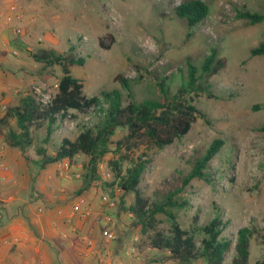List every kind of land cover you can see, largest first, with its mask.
<instances>
[{"label": "rangeland", "instance_id": "rangeland-1", "mask_svg": "<svg viewBox=\"0 0 264 264\" xmlns=\"http://www.w3.org/2000/svg\"><path fill=\"white\" fill-rule=\"evenodd\" d=\"M186 1L57 0L51 6V20L44 24L33 18L28 21L29 11L14 2L0 4V116L23 95L50 100L57 92L61 67L43 68L38 64L33 55L41 49L58 53L71 49L85 57L86 63L74 66L72 75L82 80L86 98L113 90L121 91L126 98V91L115 81L117 75H123L140 103L162 99L157 86L161 79H166L171 98L186 83L187 59L199 66L210 50L217 48L227 66L210 80L213 97L196 98L195 105L203 117L197 116L188 134L159 149L139 133L133 141L136 148L117 150V141L128 134L127 129H118L111 152L99 164L100 180L87 191H92L104 213L101 199L108 196V235H128V247L134 249L133 254L138 253L139 264H176L168 253L149 246L152 230L143 234L134 226V217L128 212L134 195H125L120 189L111 161H119L125 169L130 159H150L139 189L152 202H162L170 191L180 187L182 177L212 141L222 139L224 145L209 164L211 181L192 180L176 196L186 206L173 212L181 227L188 230L206 225L216 215L227 222L223 236L232 245L224 264H233L237 231L242 227L256 229L248 260V264H256L264 259V56L252 57L251 50L264 43V21L251 25L238 18V12L264 13V0H202L209 6V15L193 28L175 14V7ZM70 115L48 143L43 142L45 128H33L34 142L24 149H8L0 135V153L4 155V159L0 155V172H7L4 184L10 186L0 195V208L6 205L3 200L27 202L28 208L61 190L70 201L82 198V193H77L84 187L89 159L80 156L43 168L36 151L44 147L52 153L63 138L75 140L80 126H92L98 120L96 109L72 111ZM27 211L31 215L30 208ZM12 212L16 214L17 208ZM155 219L156 230L169 229L164 214H156ZM201 238L197 235L198 240Z\"/></svg>", "mask_w": 264, "mask_h": 264}, {"label": "trees", "instance_id": "trees-1", "mask_svg": "<svg viewBox=\"0 0 264 264\" xmlns=\"http://www.w3.org/2000/svg\"><path fill=\"white\" fill-rule=\"evenodd\" d=\"M175 14L193 28L209 15V6L202 0H188L175 7ZM238 18L245 19L251 25L264 21V13L239 11ZM113 41V40H112ZM102 44V41H100ZM251 56H264V43L251 50ZM33 59L43 68L61 67L57 92L49 101H41L34 94L23 95L18 103L9 106L0 116V135L9 149H24L34 142L32 129H46L44 143H48L53 132L66 120L70 112H83L96 109L98 120L92 125L80 126L75 140L63 138L48 153L44 147L37 148V155L43 168L64 161H72L80 156L89 159L84 177V187L77 194L87 191L94 181H99L98 169L102 158L110 153L112 138L120 128L128 134L116 143L117 150L136 148L134 139L144 133L159 149H163L176 140L183 138L191 130L198 115L203 113L196 107L195 100L202 95L213 97L210 80L220 74L227 66V60L219 56L217 48H212L199 66L187 59L186 83L180 86L171 98L167 95L165 80L158 83L162 99H146L140 103L135 100L130 81L123 75H117L115 81L126 91V98L119 90L102 91L99 96L86 98L82 80L72 75L74 66H83L85 57L69 49L58 53L55 49H41ZM6 131L2 133V129ZM264 131V127L262 128ZM222 139L212 141L206 152L194 162L191 170L181 179V185L170 191L162 202H152L145 198L139 185L151 160L146 156L129 160L125 169L119 161H111L115 179L125 195L132 193L134 203L128 212L134 217V226L140 227L143 234H148L149 246L157 252L168 253V258L176 264H191L203 261L204 264H224L225 254L230 250L231 241L223 236L227 222L220 215L214 216L206 225L184 229L173 212L182 209L186 202H180L176 196L194 179L210 182L208 172L212 159L220 152ZM123 158V157H122ZM127 160L128 157H125ZM162 213L167 217L169 229H155V215ZM257 234L256 229L242 227L237 231L234 247L233 264H248L250 241ZM197 235H202L200 240ZM256 264H264V259Z\"/></svg>", "mask_w": 264, "mask_h": 264}, {"label": "crops", "instance_id": "crops-1", "mask_svg": "<svg viewBox=\"0 0 264 264\" xmlns=\"http://www.w3.org/2000/svg\"><path fill=\"white\" fill-rule=\"evenodd\" d=\"M56 1L0 0V4L14 2L13 5L16 3L29 11L28 21L33 18L44 24L51 20V6ZM6 178L7 172L1 171L0 195L10 188L4 184ZM63 194L61 190L50 195L47 201L27 205L28 208L27 202L3 200L6 205L0 208V264H139L138 253L133 254L134 249L128 247V235H114L115 239L104 235L108 231L105 220L108 208L102 212L92 191L81 195L91 208L85 220L72 213L75 200L70 201ZM12 208H17L16 214ZM29 208L31 215H28Z\"/></svg>", "mask_w": 264, "mask_h": 264}, {"label": "built area", "instance_id": "built-area-1", "mask_svg": "<svg viewBox=\"0 0 264 264\" xmlns=\"http://www.w3.org/2000/svg\"><path fill=\"white\" fill-rule=\"evenodd\" d=\"M38 97V96H37ZM39 98V97H38ZM41 101H49V100H44V99H40ZM102 203L101 205L105 208H108V204L109 203V199H108V196L107 195H102ZM111 205V204H110ZM109 205V206H110ZM72 213L76 216H78L80 219H87L89 217V215L91 214V208L90 206L86 203L85 199L83 198H80L78 200H76L74 203H73V206H72ZM105 220L106 222L110 221V218H108V216H105ZM104 235L110 239H115V236L112 235V234H109L108 235V231H105L104 232Z\"/></svg>", "mask_w": 264, "mask_h": 264}]
</instances>
